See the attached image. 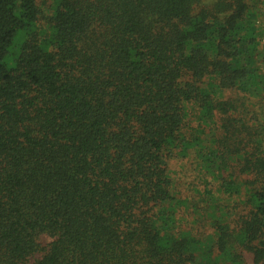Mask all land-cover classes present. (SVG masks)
Listing matches in <instances>:
<instances>
[{"label": "trees", "instance_id": "1", "mask_svg": "<svg viewBox=\"0 0 264 264\" xmlns=\"http://www.w3.org/2000/svg\"><path fill=\"white\" fill-rule=\"evenodd\" d=\"M245 252L264 264V0H0V264Z\"/></svg>", "mask_w": 264, "mask_h": 264}, {"label": "rangeland", "instance_id": "2", "mask_svg": "<svg viewBox=\"0 0 264 264\" xmlns=\"http://www.w3.org/2000/svg\"><path fill=\"white\" fill-rule=\"evenodd\" d=\"M189 168H191V166L187 163L186 165H184V169L182 170L180 174L184 183L186 182L189 183V182H192L193 180V175H191V173L188 171ZM51 240H52L51 237L47 234H42L39 239L42 246H46ZM40 256H41V253L36 255V258H39ZM244 259H245V264H256L254 261L253 255L250 252L244 253Z\"/></svg>", "mask_w": 264, "mask_h": 264}]
</instances>
